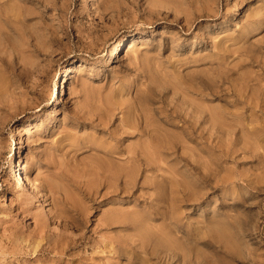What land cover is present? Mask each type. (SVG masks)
I'll return each mask as SVG.
<instances>
[{
	"label": "rangeland",
	"instance_id": "1",
	"mask_svg": "<svg viewBox=\"0 0 264 264\" xmlns=\"http://www.w3.org/2000/svg\"><path fill=\"white\" fill-rule=\"evenodd\" d=\"M263 111L264 0H0V264H264Z\"/></svg>",
	"mask_w": 264,
	"mask_h": 264
},
{
	"label": "bare ground",
	"instance_id": "2",
	"mask_svg": "<svg viewBox=\"0 0 264 264\" xmlns=\"http://www.w3.org/2000/svg\"><path fill=\"white\" fill-rule=\"evenodd\" d=\"M180 4V3H179ZM168 13V12H167ZM120 42V41H119ZM132 43V41L130 42V45H129V47L128 48H131V47H133V43ZM119 43H118V45H117V47H116V49L113 51V54L111 55L113 58H114V56H116L117 55V57H118V54H119V52H118V50H119ZM143 59V58H142ZM132 61V60H131ZM133 65V64H132ZM68 71V70H67ZM70 72V71H69ZM139 72V71H138ZM64 81V80H63ZM250 81V80H249ZM243 83V82H242ZM180 87H181V85H180ZM259 89V88H258ZM186 90V89H185ZM241 95H242V93H240ZM206 95V94H205ZM106 104V103H105ZM110 106V105H109ZM96 112V111H95ZM98 112H100V111H98ZM102 112V111H101ZM181 112V111H180ZM264 112V111H263ZM184 119V118H183ZM126 131V130H125ZM127 132V131H126ZM134 132H136L135 130H134ZM137 133V132H136ZM125 134V133H124ZM144 139V138H143ZM148 142V141H147ZM151 143V142H150ZM149 145V144H148ZM151 146V145H150ZM135 162H136V158L134 157V156H131V157H129V163H130V165H132L133 167H135ZM18 165L20 166V163L18 162ZM19 170V169H18ZM125 171V170H124ZM17 176H16V178H17V180H18V183H17V185H18V187H21V188H23V190H25V193H24V195H26L27 197H30V199H31V203H33V202H37L38 201V199H37V194H36V192H32V191H29V189H27L26 187H27V185H26V183H25V181H24V179H23V176L21 175V173H17L16 174ZM87 177V176H86ZM86 177H84V179L86 178ZM82 178V177H81ZM80 178V179H81ZM78 180V179H77ZM86 180V179H85ZM44 185V184H43ZM100 188V187H99ZM85 189V188H84ZM115 193V192H114ZM51 194V193H50ZM63 194V193H62ZM64 197H65V195H63ZM48 200V199H47ZM61 200V199H60ZM43 202H45V199H43L42 200ZM9 203H10V199H9ZM49 218V217H48ZM56 220V219H55ZM43 224H45L44 223V221L43 222H41V225H39V229L40 230H43V228H44V225ZM61 228V227H60ZM63 229V228H62ZM52 230V229H51ZM50 230V231H51ZM14 239L15 240H22L23 238H24V235H23V233L21 232V230L19 229V228H14ZM11 242V241H10ZM14 241H12L11 242V244H12V247H10L9 248V254H12V255H14V254H20L21 252L20 251H22L23 249H21L20 247H18L17 248V245L15 244V243H13ZM26 243V242H25ZM38 246H32L31 247V250H33V251H35L36 250V248H37ZM55 248L56 247H53V246H51V251H54L55 250ZM42 252V251H41ZM104 252V251H103ZM100 255V254H99ZM84 261V260H83Z\"/></svg>",
	"mask_w": 264,
	"mask_h": 264
}]
</instances>
